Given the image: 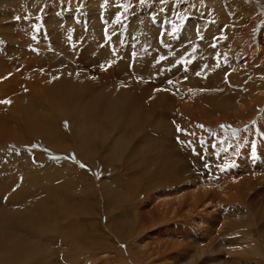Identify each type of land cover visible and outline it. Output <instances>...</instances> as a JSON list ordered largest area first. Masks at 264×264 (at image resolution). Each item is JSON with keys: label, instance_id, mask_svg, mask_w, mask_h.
<instances>
[{"label": "bare ground", "instance_id": "bare-ground-1", "mask_svg": "<svg viewBox=\"0 0 264 264\" xmlns=\"http://www.w3.org/2000/svg\"><path fill=\"white\" fill-rule=\"evenodd\" d=\"M25 1L27 0H0V7L17 5ZM74 2L75 0H71V7L74 6L72 5ZM112 2L114 1L104 4V1L102 3L88 0V17L102 13L106 20L112 21L111 16L116 11ZM111 5L114 6L113 10ZM62 7L65 5H61ZM58 8L57 5L53 9L55 11L51 10L52 14L43 20L41 25L47 26L43 31L36 32L30 29L33 19L21 20L22 23L25 22L23 26L21 22L18 23L22 28H28L31 34L34 32L31 38L34 43L31 46L38 48L40 53L36 57L38 58L36 76L26 77L22 73L18 76L16 86H9L5 82L12 91L6 95V100L10 101V111L4 114L5 108H0V264L16 262L33 264L32 260L37 264H113L112 260L117 264H144L151 256L147 250L149 239L144 235L148 229L146 227L156 229L159 225L168 227L170 224L172 227H168L171 230L169 248L175 256H178L172 257L174 263L171 264H195L201 259L202 254L205 255L206 260L211 259L209 255L214 253V249L209 247L215 240L214 235L220 245L242 249L249 245L252 250L257 253L262 252L264 255L262 250L264 210H256L257 206L252 207L250 205L252 199L248 194L252 190L256 192L264 190V166H259V175L255 181L252 174L254 169L258 168L253 167L254 164L251 165L255 161L258 162L262 156L256 154L255 157L250 158L252 162L247 161L246 164L236 163L233 173H230L231 169L227 170V173L233 174L232 179L224 174L226 175L224 179L213 178L212 182L204 181L194 171V167L188 164L189 162L196 164V158L199 162L202 154H205L208 166L213 168L211 167L213 158L205 153L207 148L204 146L208 145V139L206 140L201 132L202 126H205L203 125L205 121L201 119L208 116L211 109H206V113L202 112L199 115L195 111L206 101L224 109L219 105L221 103L218 99L227 97L225 88L220 86L223 82L222 73H226V70L215 71L214 62L209 60V56H202V53L193 54L192 52L198 48L195 43L186 46L181 40L176 45L171 44L168 50L170 33L166 31V36L163 38L166 46L163 44V47L167 50H163L160 42L156 45L158 33L154 30L159 29L150 25L147 16L142 15L134 17L135 19L130 23L138 27L146 25L152 30L153 36H150L154 40L152 50H145L146 45H142V41L138 39L133 43L137 51L135 56H138V59L135 58V53H125L124 49L127 45L124 42L122 44L125 45L122 47L124 49L118 44L109 50L102 51L104 48H98L99 54H92L93 49L89 48L91 42L88 43L86 35L90 34V31L84 32V24L77 26L75 17L65 16L64 13L58 14L60 13L59 10L57 11ZM227 9L228 14L232 16V22L228 19L230 24L228 33L231 34L234 27L244 25V15L239 4L234 3ZM164 17L160 15V21ZM110 20L108 21L111 22ZM49 24H54L56 28H50ZM113 27L108 26L110 35L115 29ZM208 28L204 29L208 31ZM190 31L187 27L181 36L186 37L191 33ZM40 37L43 40L46 37L44 42L40 41ZM233 37L234 47L231 50L234 48L236 50L237 42H240L242 35L235 34ZM163 51L168 53H162ZM10 53L12 54V51L9 49L3 54L10 56ZM4 55L0 54L3 57ZM99 60L109 66L98 76H89L87 71L85 75L80 74L84 70H77L80 66L83 68L84 63L91 64L93 68L92 64ZM5 61L0 57V65ZM184 61L188 64L193 63L192 70L190 69L183 79L175 75L172 82L177 89L181 86L185 93L183 98L179 101L174 99L175 91L171 98L165 90L159 89L163 87L162 84H158L159 88L150 87L147 79L148 71L152 66L156 65L157 70L163 67L165 74H171L179 67V63ZM16 63L17 61L12 67L21 70ZM196 64L208 66L206 69L203 67L204 69L197 76L201 79V83H198L200 80L194 79V71L202 69L195 66ZM39 77L46 81L43 84L45 90L30 88L31 81ZM236 80L238 79L235 76ZM159 81L162 82L161 79ZM194 82L198 85L193 84ZM175 93L182 94L180 91ZM196 96H199L200 101L198 98L194 100L193 97ZM169 111L177 117L174 118L172 126L164 119V115ZM50 115L67 117V129H70L68 137L56 129L54 120L52 122L49 120L44 126L43 121ZM14 130H17L18 134ZM32 131L35 132L34 137L42 138L52 150L61 152L63 149L64 151L73 149L77 152L82 149V156L87 160L102 150L103 156L100 160L103 165H108L110 162L118 164L119 174L112 187L101 184L100 188H96L94 183H89L88 188H84L82 192L81 181L74 172L54 168L39 154L19 155L3 149L8 141L20 146L25 145L28 142L27 134H31ZM216 139L209 145L217 146L219 151L214 150L209 154L216 152V155L220 156L222 153L220 145L222 146L223 141L221 137ZM94 143L97 144L95 153L87 149ZM85 149L90 157L85 154ZM192 152H195V156ZM3 172L8 173L11 178L17 179L18 176L20 178L6 185V178L1 177L3 174L6 176ZM207 175L212 177L215 173L211 171L210 175ZM3 180L5 183L1 184ZM251 182H255L258 188ZM121 186L128 188V191L138 189V200L141 202L142 197L149 199L153 203L152 212L147 214L141 212L136 200L133 204L126 203L130 206L128 211L111 214L108 211L109 207L114 198L121 195L123 191ZM57 189L65 191L64 198L56 195ZM94 194L101 195L102 200L97 201ZM260 200L263 201L264 196ZM101 201L104 204L103 211L108 216L105 226L107 233L100 231L97 216L94 221H90L87 216L84 218L87 211L98 208ZM262 207L264 209V206ZM208 230H212V233H206L205 245L201 247L202 252H188L189 247L193 249L194 245L201 241L199 231ZM109 234L127 242L124 246L127 253L123 249L115 250V254L112 252V256L109 257V251L101 250L95 256L89 257L86 249L81 250L84 254L81 255V252H76L79 247L70 244L75 238L73 244L94 243L97 246L95 249L104 247L108 250V247H111ZM208 243L210 244L207 245ZM168 253L166 248L165 254ZM125 256H128V259H125ZM255 261L257 264H264V260Z\"/></svg>", "mask_w": 264, "mask_h": 264}, {"label": "rangeland", "instance_id": "rangeland-1", "mask_svg": "<svg viewBox=\"0 0 264 264\" xmlns=\"http://www.w3.org/2000/svg\"><path fill=\"white\" fill-rule=\"evenodd\" d=\"M95 1H101L102 3L104 1V4L110 1H114L112 3L115 5L116 11H114L113 14L112 11L110 13L112 14V16H114V18L111 16L112 21L110 19L106 20L104 18L105 15H103L102 13L94 17L92 15L91 18L88 17L87 14L88 0H75V2L72 4L74 5L73 7H71L70 4L71 0H40V1L27 0L23 3H18L17 5L0 7V54L2 53V55H4L5 53H7L9 49L12 51L13 54L12 55L10 53L11 54L10 56L4 55V57L0 56L3 58V60H6L5 62H3V65H0V80L3 79L0 82V94L1 95L3 94L2 96L0 95V101L6 100V95L12 92L10 91L9 86L10 85L16 86L17 85L16 81L18 80V76L22 75V73L26 77L36 76L37 74L36 60L38 58L36 57L38 56V53H40V51L38 48L36 49V47L33 48L31 46L34 43V41L31 39L32 36L34 35V32H32L31 34V32L27 30L28 28L25 27L22 28L23 24L25 23V22L22 23V21H25V18H29L30 20L33 19L30 29H34L36 32L40 30L43 31L47 29L46 25H44V27L43 25H41L43 20L49 14H52L50 11L51 10L55 11L53 9L58 5L59 8L57 9V11L59 10L58 12H60L58 14L64 13L65 16L68 17L73 16V18L75 17L77 21L75 24L77 26H81L84 24L85 25L84 32H88V30L90 31V34L88 33L86 35L88 36V43L90 44L91 42L89 48L92 47L93 49L92 54H99L97 53V50L98 48L101 47L104 48V49L101 48L102 51L105 49L108 50L111 48L113 49L118 44H119L118 46L122 48L123 46H125V45L122 46L124 42V44L126 43L127 45L125 49L122 48L124 49L125 53H135L134 54L135 56L137 55L136 54L137 51L133 43L138 39L142 41V45H146V47H144L145 50H149V51L152 50V43H154L153 42L154 40L153 37L151 38L150 36L152 35L153 32L151 29H148L146 25L145 27H143V25H139L140 27L132 26L130 21L140 15L144 17L147 16L146 19H148V23L154 26L155 28L159 29L158 31L156 29L154 30L155 33H158L156 38V45L157 42H160L162 44V46L160 45V47L163 50H167V48L163 47L164 44L163 38H165L167 32L170 33V38H169L170 43L168 41V50L170 49L171 44L176 45L181 40L184 41V45L186 46H191L194 45L195 43V45H197L198 48L197 50L192 52L193 54L202 53L201 54L202 56L203 55L209 56L210 58L209 60H211L212 63L214 62L213 68L215 71L226 70V73H222L223 82L220 83L222 84L220 86H223L225 88L227 92V97L225 99H218L220 100L219 103H221L219 105L224 107V109L222 110L218 108L216 105H212L209 101H208L209 103H207V101L206 102L204 101L205 103L201 104L199 108L195 111L196 114L199 115L200 113L202 114V112L206 113L207 111L206 109H211V113L208 114V116L206 117H202L201 119L205 121L203 123V125L205 126H202L201 132L204 134L205 139L206 140L208 139V145L209 143L213 142V140H217L216 139L217 137H221L223 143L222 146L220 145V150L222 153L220 154V156L216 155V152L214 154H209L211 153V151L214 150L219 151V148L215 145L204 146L205 148H207L205 150V153L213 158V163L211 166L213 168H210L208 166L207 164L208 159L206 158L205 154H202V157L200 158L199 162L197 161L196 158V164H192L191 162H189L188 163L190 164L189 166L192 168L194 167L193 168L194 171L197 172L199 176L206 182H212L214 180L213 178L220 179L222 177V179H224L226 175L228 176L227 178L232 179L233 174L230 173H233L235 171V170L233 171V168L235 169V166L237 164H242V163L246 164L247 161L252 162L250 158L253 156L255 157L256 154H259L262 156L261 159L258 162L255 161V163H251V165L254 164L252 165L253 167L255 166L256 168H258V169H254V172L252 171L253 179L257 181L256 178L259 175V169L261 166H264V158H263L264 157V0H95ZM234 3L239 4V6H241L242 14L244 15V21H243L244 25H239L237 27H234L232 33L229 34L228 28L230 24L228 19H230V22H232L231 20L232 16L228 14L227 8L232 6ZM60 4L62 6L65 5V7L61 8ZM111 9L113 10L114 6L111 5ZM107 10L108 9H106V11ZM169 10L170 12H168ZM160 15L165 16L161 21H160ZM101 19H103L104 24L101 23ZM108 20H110L111 22H109ZM19 22L22 23V26L21 24H18ZM110 25L111 27L114 26L113 28H115L112 35L109 34V30H108V26L110 27ZM191 26H192V31H190ZM34 27L38 29H35ZM49 27L53 29L56 28L54 24H49ZM187 27H189V31L191 33H189V35H187L186 37L181 36L182 34H184L182 32H185V29ZM206 27H209L210 29L208 28L207 31L206 29H204ZM121 29L122 32L120 33ZM235 34H241L242 37L240 42H237L238 44L236 45V50L235 48L231 50L234 47L232 43L234 39L233 36ZM45 38L46 37H44V40ZM9 40L11 42H9ZM44 40L43 38L40 37V41L44 42ZM3 41L5 44L3 43ZM113 41L115 42L114 44ZM7 43L9 44V46L11 45L12 47L9 46L7 47L8 45ZM75 45H77V43H75ZM164 45L166 46V44ZM213 45H215V47H213ZM17 52H23V53H17ZM162 53H168V51L167 52L163 51ZM14 55H17L18 57ZM135 58L138 59V56L137 57L135 56ZM13 60L17 61L21 70L12 67V65L15 64V61ZM190 64H188L186 61L181 62V64L179 63L178 65L179 67L176 68V70L173 69L174 73L171 74H167V73L165 74L164 69H162L163 67L162 68L159 67V69L157 70L156 65H154L149 69L150 70L148 71L149 73L147 72L148 73L147 82H149L151 88L158 87V84H162L163 87L162 88L158 87V88L162 89L163 91L165 90V92H167V94L171 98L174 91L175 92L180 91L182 94H177L175 92L173 94L175 95L173 96L174 99L179 101L181 98H183V95H185V93H183L182 88H180L181 86L178 87L177 89V86H175L174 83H172L173 77L175 75H179L181 79L186 78L188 71H190V69L193 67L192 66L193 63L191 65ZM206 64L209 63L206 62ZM92 65L93 68H91V64L84 63L83 68H81L80 66L79 68H77V70L79 71L82 69L84 70L83 73L80 74L85 75L87 74L86 73L87 71L90 74L89 76L91 75L98 76L102 71H104L109 66L108 64L104 63L101 60L94 62ZM140 65L142 66V63ZM195 66L202 68L197 71H194L195 73L194 79L196 81L200 80L198 81V83L199 82L201 83V79L198 78L197 76L201 72V70H203L204 68L206 69V67L208 66L205 65L206 67H204L203 65H198V64H196ZM222 76H221V81H222ZM235 76L238 79L236 80L237 82L235 81ZM41 78L42 77L35 79L36 81L32 80L31 81L32 84L30 88L33 87L34 89L37 90H41V89L45 90L43 85L45 79H41ZM160 79L162 80V82L159 81ZM153 81L155 83H153ZM156 81L159 83H157ZM5 82H7L9 86ZM193 84L198 85L195 82ZM231 97H233L234 99ZM193 98L194 100L195 99L197 100L198 98V100L200 101L199 96ZM232 99L234 100V102ZM9 106H10L9 103L7 104L0 103V108H5L3 110L4 114L10 111ZM166 114L164 115V119L167 122L169 121L170 125L172 126L175 121L174 118L177 117H174L173 112L170 111ZM66 119L67 117H63V116L52 117L50 115V117L48 116L43 121V124L45 126V124L49 120H51V122L54 120L56 129L59 130V132L64 136L68 137L69 136L68 132L70 129L69 130L67 129L68 119L67 120ZM191 122L193 123V121ZM206 122L208 124H206ZM14 132L18 134L17 130H14ZM27 136H28V142L25 145L20 146L12 141H8L4 145L3 149L19 155H21L22 153L39 154L42 158H44V160L47 161V164L54 166V168L57 167L58 169L74 172L81 181L80 188L82 192L85 190L84 188H88L89 183H94L93 185L96 188H100L101 184H106L107 187H112L113 182H115V178L118 177L119 169L117 163L110 162L108 163V165L102 164V161L100 160V158L103 156L102 150H100V152L96 154L93 158L87 160V158L82 156V152H83L82 149L78 150L77 152L73 151V149L68 151H64L63 149L61 152H58L52 150L51 147L46 145V142L42 138L38 136L34 137L35 136L34 131H32L31 134H27ZM87 149L92 150L95 153L94 149H97V144L94 143L93 145H91V148H87ZM87 149H85L84 152L86 155H88V157H90ZM192 155L195 156V152H192ZM221 156L222 158L224 157V159H222ZM225 160L226 163H224ZM81 165H83V167ZM227 170H230V173L229 172L227 173ZM211 171L215 173V176L208 177L207 174L210 175ZM224 174L226 175L224 176ZM1 177L4 179L6 178L7 181L8 179L12 180L8 182L6 181V185L8 183L11 184V182L13 183L14 180L16 181L18 178H20L19 176L17 179H14L15 177L11 178L8 175V173H6V176H4V174L3 176L1 175ZM21 178H23V176ZM4 183L5 181L3 180L1 184ZM251 184L256 186L255 182H251ZM256 187L258 188V186ZM122 189L123 191L121 195L117 196V198H114L113 203L109 207L108 211H110L111 214L113 213L116 214V212L121 213L128 211L130 206L126 205V203L129 202L130 204H133V202H135L139 198L138 189L136 190L133 189L134 191L133 190L128 191V188L126 187L124 188L122 187ZM55 192L57 196H60V198H64L66 195L63 189H57ZM248 194H250L249 198L252 199L250 200V205L252 207L257 206L256 210L263 211L264 209L262 206H264V202H263L264 200L261 201L260 199L261 198L263 199L264 190H261L259 192L252 190L251 192H248ZM94 195L97 201L100 202V200H102L101 195L98 196L97 194ZM138 204L140 206L139 210L144 214L152 212L153 203H151L149 199L146 198L144 199V197H142L141 202L138 200ZM103 210H104V204L103 201H101L100 206H98V208L95 209H89L86 215H84V218L87 216L90 221H94L95 216H97L98 223H100V229H101L100 231L107 233L108 231L107 228H105V226L108 216H106ZM125 224L127 227L128 226L127 222ZM164 226L165 225H159L156 229L150 226L146 227V229L147 228L148 229L144 232V235L147 236L149 239L147 242V250L151 256L149 259L150 261L146 260L144 264H150V263L171 264L174 263L172 257L173 256L174 258L178 257L175 256V254H173L170 251L171 249L169 248L171 244L169 243L171 230L168 229V227H172V224L168 225V227H164ZM206 233L211 234L212 230L210 231L208 230L206 232L199 231L201 241L196 245H194L193 249L192 247L191 248L189 247L187 249L188 252L189 251L199 252V253L202 252L201 247L205 245L204 241H206ZM109 236L111 237L110 238L111 247L110 248L108 247V250L106 248L104 249V247L95 249V247L97 246L94 243H92V245L90 243H83V242L81 243V245L73 244L74 241L76 240L75 238L73 239V242L70 244L75 247H79L78 249H76V252H81V255H84L83 251L86 249L89 257L95 256V254L101 250L109 251V257L112 252H113L112 254H115V250L117 251L123 249L125 253H127L126 247H124L127 244L126 241L122 239L118 240L117 238L112 236V234H109ZM214 239L215 240L213 241V244L209 248L214 249L213 251L215 255L214 253L209 255L211 259L206 260L205 255L202 254L201 259L197 261L195 264H257L255 260H257V262L259 260H264V255H262L263 253L259 252L261 256L258 255L259 253H257V251L255 250H252V248H250L249 245H247L244 249L235 248V247L231 248L227 245H220L218 238H216L215 235H214ZM209 244L210 243H208L207 245ZM116 247L119 248L116 249ZM166 248L169 251L168 255L165 254ZM262 250L264 251V247L262 248ZM179 253H182V251H179ZM248 253H250V255ZM125 259H128V256H125ZM111 262L113 264H117L113 260ZM119 262L120 261H118V263ZM32 263L37 264L35 260H32ZM15 264H17V262Z\"/></svg>", "mask_w": 264, "mask_h": 264}, {"label": "snow or ice", "instance_id": "snow-or-ice-1", "mask_svg": "<svg viewBox=\"0 0 264 264\" xmlns=\"http://www.w3.org/2000/svg\"><path fill=\"white\" fill-rule=\"evenodd\" d=\"M213 47H215V45H213ZM0 103H5V104H7V103H10V101H7V100H5V101H0ZM82 167H83V165H81Z\"/></svg>", "mask_w": 264, "mask_h": 264}]
</instances>
